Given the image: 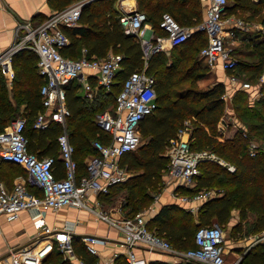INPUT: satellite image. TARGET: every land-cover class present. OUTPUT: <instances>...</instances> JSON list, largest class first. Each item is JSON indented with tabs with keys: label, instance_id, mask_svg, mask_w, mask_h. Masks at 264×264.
Returning a JSON list of instances; mask_svg holds the SVG:
<instances>
[{
	"label": "trees",
	"instance_id": "trees-1",
	"mask_svg": "<svg viewBox=\"0 0 264 264\" xmlns=\"http://www.w3.org/2000/svg\"><path fill=\"white\" fill-rule=\"evenodd\" d=\"M74 1L49 0V4L52 8L62 9ZM137 1L138 8L147 12L148 21L159 32H162L159 21L164 11L172 13L185 25H197L203 18L201 0ZM227 10L228 14L238 10H252L254 14L262 12L260 20L264 25V0H234L232 4L229 2ZM49 14L40 12L34 19L41 21ZM63 29L70 37L69 45L62 50L67 56L81 57L83 48H87L90 57H106L110 51L123 55V68L118 70L111 90L107 91L100 85L96 97L90 99L84 95L80 80L74 79L65 85L70 110L67 128L75 146L74 157L79 177L86 173V158L98 153L93 141H106L108 138V134L97 125V113L114 105L115 95L123 88L127 75L135 69L143 68L146 61L147 72L156 78L157 107L140 122L141 142L138 148L125 153L121 158V164L129 171L132 170V173L125 181L113 184L109 193L100 194L101 200H111L112 193L120 186L127 190L123 208L125 215L133 216L140 209L150 206L156 197L154 192L159 190V183L163 181V174L169 167L170 157L166 153L168 143L178 135L181 128L189 125L192 148L210 149L235 164L236 169L231 171L218 162L202 161L197 183L194 186L178 185L176 191L193 196L203 189L219 188L222 194L204 199L197 214L177 202L163 204L147 222L148 228L167 238L175 247L186 249L195 245L194 235L200 225L218 223L223 227L232 211L238 208L241 218L234 226L236 232L242 229L245 215L249 212L256 213L257 220L247 232L263 230L264 148L252 155L250 141L257 138L264 142V84L260 96L255 100L244 89L235 91L232 110L237 118L238 129L234 135L223 137L218 123L225 114L226 85L217 82L207 89L195 86L196 79L203 77L207 71L201 69L200 62L201 48L208 40L204 31L195 30L187 41L174 46L171 57L159 51L147 60L141 42L134 34L124 31L116 0H91L84 6L79 23L72 27L64 26ZM242 40L247 41L249 50L240 54L253 55V58H238L237 67L228 72L255 84L264 69V30L243 35ZM232 53L236 51L232 49ZM37 61L38 55L31 49L16 52L13 59L15 76L10 88L0 68V131L11 120L19 116L26 117L25 133L29 151L39 157L53 156L56 175L61 177L64 175V167L58 136L62 132V125L56 121L43 129L34 125L37 114L44 109L40 92L43 77L38 71ZM188 79L191 80L189 85L179 86ZM91 81L96 83L95 79ZM18 165L0 158V179L9 187L13 186V182L7 180L5 175L12 179V176L23 171ZM28 186L37 194H42L34 184ZM73 246L86 264H98V256L87 250L79 236H74ZM51 262L71 264L64 259L58 248H54L42 264ZM114 264L129 263L121 254L116 257ZM148 264L185 262L154 259ZM242 264H264V244H257L244 253Z\"/></svg>",
	"mask_w": 264,
	"mask_h": 264
},
{
	"label": "built area",
	"instance_id": "built-area-1",
	"mask_svg": "<svg viewBox=\"0 0 264 264\" xmlns=\"http://www.w3.org/2000/svg\"><path fill=\"white\" fill-rule=\"evenodd\" d=\"M90 1L76 0L62 9L53 10L41 21L29 18L19 22L15 28L13 43L0 53V68L3 73L11 76L15 73L13 59L16 52L31 49L37 53L38 71L43 77L40 92L44 109L37 114L34 125L39 129L47 128L53 121L62 125L58 143L64 167V175L59 177L55 172L53 156L39 157L29 151L25 133L26 117L19 116L11 120L0 131V158L24 166L32 183L42 191V194H37L21 181L9 187L0 179V214L14 219L23 209L33 210L37 227L43 228L34 245L11 248L9 257L2 264H42L43 259L54 248H58L64 257L66 254L74 256L73 238L76 235L69 228L54 230L45 224L43 217L47 209L58 210L70 205L87 208L122 229L127 246L122 254L129 264L148 263L145 257L137 256L134 251L135 246L140 245L148 251L165 252L175 262L191 260L201 264H228L224 231L218 223L200 225L194 235L195 245L180 249L148 228L142 210L133 216H127L120 207L117 209L118 215L113 216L97 207L99 201L97 206L88 204L91 193H109L113 184L128 178L129 171L121 164V158L125 153L138 148L141 142L140 122L157 107L155 76L147 72L146 66L131 71L125 78L123 88L115 95L114 105L97 113V125L108 134V138L106 141H93L98 153L86 158V173L78 176L75 146L70 140L67 128L70 110L67 106L65 85L78 79L82 83L84 95L93 99L100 85L107 91L111 90L118 70L123 68L121 53L111 52L102 58L90 57L87 55V48H83L82 56L76 58L67 56L62 51L70 43V37L63 27L77 25L84 6ZM125 1L116 0L120 22L125 32L134 34L141 42L147 60L154 53L162 51L165 42L176 46L187 41L195 30H202L208 40L201 48L200 55L207 64L215 66L220 62L227 71L237 67L238 59L232 53L231 47L227 46V38L235 36L236 28L247 32L249 27L244 19H235L228 14L229 0H208L204 17L194 26L181 24L172 13L164 11L159 21L162 32L149 23L145 10L136 6L130 7ZM91 79H95L96 83ZM233 80H237L236 77ZM263 84L264 69L258 75L257 83L242 81L235 87V91L244 89L255 100L260 96ZM226 115L222 116L218 125L223 137L232 127L238 128L234 111L231 110L228 120ZM244 135L247 136V133L244 132ZM188 136L190 137L189 125L181 128L167 146L166 153L170 157L167 174L176 181L175 188L178 185L194 186L200 173V163L204 160L218 162L231 171L236 169L235 164L210 149L192 148ZM261 148H264V142L252 138L250 153L254 155ZM210 196L207 189L193 196L174 192V197L182 203L203 201ZM80 239L87 250L95 255L99 254L98 245L107 243L106 238L94 234L81 235ZM246 239L240 255L229 264H242L244 253L257 244H264V229ZM119 255L121 253H115V257ZM76 259L80 264H86L84 259L78 256ZM113 261L114 257L106 264H112Z\"/></svg>",
	"mask_w": 264,
	"mask_h": 264
},
{
	"label": "crops",
	"instance_id": "crops-1",
	"mask_svg": "<svg viewBox=\"0 0 264 264\" xmlns=\"http://www.w3.org/2000/svg\"><path fill=\"white\" fill-rule=\"evenodd\" d=\"M201 1H202L203 9H205L208 0H201ZM125 2L130 7H135V6L138 7L137 0H126ZM51 10L53 9L49 4V0H0V53L3 52L5 49H7L13 43L15 37V28L19 22L29 18L34 19L35 15H37L40 12L50 13ZM36 20H38V18ZM150 24L152 25V23ZM241 30L242 29L240 28L235 29V36L231 37V43L242 42V36L246 35V32ZM248 31L252 32L251 29ZM173 47L174 46H171L167 41L165 42V46L162 51L165 52L169 57H171V52L173 50ZM111 52L112 51H110L109 53ZM235 54L237 56L239 55L238 52H236ZM246 56L253 58V55H246ZM201 59H202L201 64L207 66L208 64L206 60H204L203 58ZM147 63L145 62V66H147ZM208 66L211 68L207 72V75L213 76V74L215 73L214 76L215 79L213 84L217 82H223L226 85V92L224 93L226 99V109L224 115L228 113L226 115V119L228 120V116L231 113L233 106L232 97L235 93V87L241 84L242 81H246V80L240 77L237 78L235 74H231L227 70L223 69L220 62L215 66H210V65ZM4 75L6 77L8 87L9 88L12 87V82L15 73L13 76L7 75L5 73ZM233 77H236L237 80H233ZM237 129L232 127L230 129V134L228 135L229 136L234 135ZM18 166L21 169H23L24 173L23 171H21L20 173L12 176V179L6 174L5 176L8 178L7 180H11L13 184L19 181L25 182L27 185L32 183L30 176L27 170L24 168V166L22 165H18ZM167 177H168L167 181H169V184L171 183L174 185H171L170 187H166L165 190L160 195H158V197H156L157 199L152 205L153 208L150 207L151 215H154L163 204L172 203L173 199L174 198L176 199V197H174V192L176 191L175 190L176 181L171 179L170 176L168 175ZM99 198L100 197L98 194L91 193L87 202L91 206H97V201H99L100 204L102 203V201ZM201 203L202 201H196V202L190 201L182 204H184L186 207L191 209L194 212V214H197ZM102 210L106 211L105 209ZM108 213H110L113 216L118 215L117 210ZM33 216H34V211L29 209L21 210L19 212V215L14 219L7 218L6 214H0V264H2V262L6 257H9L11 248L23 247V245L28 244L31 240H33V238L34 239L37 238L36 236L41 233L43 228L37 227ZM43 217L46 222L45 224L50 226L54 230L69 228L73 232V234L79 237L84 234H94L106 238L107 240L106 244L98 245L99 254H96L98 256V264H106L113 257H114V261L112 264H114L115 259L117 257V256L115 257V253L122 254L127 248L126 244L124 243V233L122 232V229L111 224L109 221L103 219L97 213L87 208H81V207L78 208L77 206L70 205V206L62 207L58 210L47 209L44 211ZM35 231L37 232V234H35L32 237L31 233L32 232L35 233ZM134 251L137 256L145 257L148 260V263L154 259H161L165 261L175 262L165 252L160 251L162 253L160 252L156 253L155 251H148L144 249L143 246L141 245L135 246ZM74 253H75L74 256L72 255L68 256V254H66L65 257L64 255L63 257L65 260L70 261L71 264H80L79 260L76 259V256H78L79 258L82 257L79 256L76 252ZM51 263L56 264L54 262Z\"/></svg>",
	"mask_w": 264,
	"mask_h": 264
},
{
	"label": "rangeland",
	"instance_id": "rangeland-1",
	"mask_svg": "<svg viewBox=\"0 0 264 264\" xmlns=\"http://www.w3.org/2000/svg\"><path fill=\"white\" fill-rule=\"evenodd\" d=\"M233 1L234 0H229L230 4H232ZM201 7H202V13L204 14L205 9H203V5ZM52 9L53 10H56V8H52ZM53 10H51V12ZM231 15L234 16L235 19H238V18L244 19L246 25L249 27L248 30L251 29L253 33H260L264 29V25L262 24V22L260 20V17L262 15V12L255 13L254 14V12H252V10L251 11L250 10H248V11L238 10L237 12H235V13H233ZM249 33H251V32L250 31H247L246 32V35L249 34ZM230 39L231 38H227V46L231 47V49H234V51H236V52L238 51L239 52V55L238 56L234 54L237 57V59L238 58L251 59L250 57H247L246 56L247 54H244V53L240 54V52H247L249 50L248 46L246 45L247 41H243L242 40V42H240V43H231V40ZM200 57L202 58V56H200ZM201 58H200V62L202 60ZM210 68L211 67H209L208 65L207 66L206 65H202V68L201 69H203V70L205 69L207 71H206L205 75L203 76L205 78L201 77L199 79H196L195 86L197 88L207 89L210 85L213 84L214 79H215V77H214L215 76V73L213 74V76L207 75V72L210 70ZM237 78H238V76H237ZM189 83H191V80L190 79L183 81L182 83L179 84V86H182V85L183 86H187V85H189ZM228 134H230V132H228L225 135V137H228L229 136ZM131 173H132V170L129 171V176L131 175ZM167 175L168 174L165 171L164 174H163V181H161L159 183V190H157L156 192H154V194H155L156 197H158V195H160L165 190L166 187H170L171 185H174V184H171V183L169 184V181H167V178H168ZM175 185H176V183H175ZM173 189H174V187H173ZM126 191L127 190L125 188H123V187H120V186L117 187L114 190V192L112 193L111 200H103L102 201L101 198H99L102 201V203L101 204L98 203V206L97 207L99 209H105L108 212H114V211H116L120 207L123 210L124 203L126 201V197H125L126 196ZM209 191H210V195H211L210 197L215 196V195L222 194V192H223L219 188L218 189L213 188V189H211ZM156 197H155L153 203L156 201V199H157ZM210 197H208V198H210ZM160 199H161V197H160ZM173 202H177V203L185 206L178 199H175L174 198L173 199ZM153 203L150 206H148V207H145V208L140 209V211L142 210L144 212V215H145V218H146L147 222H150V219L153 216V215H151V208H153V206H152ZM240 218H241V216L239 214V210H238V208H236V209H234L232 211L231 217L228 219V222L226 223V225L223 226L224 239H225L224 245H225V249H227V254H226V260L227 261L226 262L228 264L230 262H232L237 256L240 255V253L244 249L243 247H244V244H245V242L247 240L246 238H248L251 234L256 233V231H257V230H254V231H252L250 233L247 232V229L249 227L251 228L252 227V224L257 220V214L256 213H254V212L247 213L245 215V218L246 219L243 221V224H242V229L239 230V232H236L234 226L240 220ZM153 227L154 226H152V228ZM35 234H37L36 231H35V233L32 232L31 233V236L33 237ZM36 237L37 238H35V239L33 238V240H31L28 244L23 245V247L24 246H27V245H31V246L34 245L35 242L37 241V239L39 238V234ZM233 251H237V252L233 253ZM155 252L156 253H159L160 251H155ZM160 253H162V252H160Z\"/></svg>",
	"mask_w": 264,
	"mask_h": 264
},
{
	"label": "water",
	"instance_id": "water-1",
	"mask_svg": "<svg viewBox=\"0 0 264 264\" xmlns=\"http://www.w3.org/2000/svg\"><path fill=\"white\" fill-rule=\"evenodd\" d=\"M185 264H201V263L194 262V261H191V260H187V261L185 262Z\"/></svg>",
	"mask_w": 264,
	"mask_h": 264
}]
</instances>
